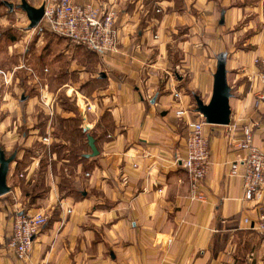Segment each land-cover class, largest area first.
<instances>
[{
    "label": "crops",
    "instance_id": "0c3cea01",
    "mask_svg": "<svg viewBox=\"0 0 264 264\" xmlns=\"http://www.w3.org/2000/svg\"><path fill=\"white\" fill-rule=\"evenodd\" d=\"M73 1L93 7L115 4L117 52H88L99 66L90 71L81 67L82 85L57 82L52 103L46 86H32L36 95L21 101V125L29 128L31 110L41 103L47 131L38 137L29 129L19 143L27 150L32 140L51 138L56 120L73 121L74 113L59 104L62 91L74 102L85 123L78 129L94 139L98 154L85 158L91 153L86 144L89 152L83 151L64 174L58 170L70 160L57 161L56 174L49 178L45 173L46 193L29 202L37 159L26 161L25 150H13L19 162L11 163L10 192L0 197V264H264V236L243 222L258 218L264 188L260 199L246 201L241 179L228 175L230 164L245 156L237 147L245 128L264 151V101L258 100L264 29L246 38L247 48L230 44L237 40V34H230L246 4L182 0L175 10L172 0ZM223 52L232 95L230 123L204 121L210 166L202 184L205 198L197 200L191 198L180 159L187 125L201 120L194 97L209 103L215 57ZM179 109L186 115L176 117ZM6 121L14 122L8 115ZM2 131L0 149L8 152L15 138L12 131ZM55 136L53 141H61ZM64 177L69 185L60 182ZM21 211L46 217L25 263L6 247L14 214Z\"/></svg>",
    "mask_w": 264,
    "mask_h": 264
},
{
    "label": "rangeland",
    "instance_id": "374dc122",
    "mask_svg": "<svg viewBox=\"0 0 264 264\" xmlns=\"http://www.w3.org/2000/svg\"><path fill=\"white\" fill-rule=\"evenodd\" d=\"M42 1L26 0L29 5L35 8L40 7ZM172 1L175 4L174 9L179 10L182 0ZM4 2L17 6L20 4V0H0V128L3 130L2 133L5 130L12 131V137L13 139L15 138V141L9 147V151L5 152L6 157L10 156L13 150L17 151V154L21 150H25L24 160L37 159V169L34 172L35 184L29 193L31 199L28 200L29 202H34L35 199L42 197L47 191V187L44 184L45 173H47L49 178H52L57 172V161L69 159L70 162L62 163L65 166L64 169L58 170L62 174L68 173L69 168L67 166H75L80 154L83 151H88L86 146L87 139L86 134H83L78 129L79 125L83 126L85 123L78 117L73 105L74 102L66 98L61 91L58 93L59 104L62 109L74 113L73 121L64 124L56 120L55 131L49 134L51 135L50 140H32L26 150V147L19 143L20 134H27L30 129L35 131L34 135L42 137L46 135L45 131L47 130L43 120L44 111L41 109V103L34 106V109L31 110L33 119L28 125L29 128L26 129V125H21L20 118H22L23 113L21 96L23 95L26 100V95H36L34 89L33 92L30 91L32 86H39L41 90L42 85H44L50 94L47 99L52 103L54 100L52 95H55L58 88L57 82L61 85L69 80L70 83L76 82V84L80 83L82 85L78 71L81 67L86 69V71H90L93 67L99 66V61L95 60L94 55L82 48L55 37L44 29L42 25L28 30L29 22L25 14L17 9L10 13L4 6ZM239 2H236L237 6L241 4ZM243 3L246 4L248 9L245 10L244 17L234 26L230 34H237V40H230V44L236 49L247 48L244 45L246 38L264 29V0H243ZM218 38H221V36L218 35ZM82 87H84V84ZM68 94H71V92L68 91ZM6 115L10 116L14 122L6 121L4 123L3 120ZM53 136L59 137L61 141H53ZM81 146H84V149ZM1 147L2 144L0 143ZM65 151H69V153L67 154ZM24 160L22 163H24ZM14 161L19 162V159L15 158ZM60 182L68 184L65 177ZM19 209L20 207L17 210Z\"/></svg>",
    "mask_w": 264,
    "mask_h": 264
},
{
    "label": "built area",
    "instance_id": "2783aa9c",
    "mask_svg": "<svg viewBox=\"0 0 264 264\" xmlns=\"http://www.w3.org/2000/svg\"><path fill=\"white\" fill-rule=\"evenodd\" d=\"M42 4L44 13L39 25L52 35L92 54L117 52L119 41L114 3L93 7L79 5L73 0H43ZM260 82L258 100L264 101V70L260 75ZM174 97L179 98V94H174ZM186 113V110L179 109L175 115L180 118ZM187 126L189 131L180 166L187 175L191 198L203 200L205 195L202 184L210 166L208 139L202 130L204 119L201 117L200 121L191 122ZM243 136L237 147L245 152V156L230 164L228 175L241 179L243 198L246 201L258 200L264 188V151L254 145L250 128L243 130ZM243 222L250 230L264 236V204L258 218H245ZM45 224L46 217L41 213L28 214L21 211L14 214L6 247L18 262L25 263L29 260L35 237Z\"/></svg>",
    "mask_w": 264,
    "mask_h": 264
},
{
    "label": "water",
    "instance_id": "95a60500",
    "mask_svg": "<svg viewBox=\"0 0 264 264\" xmlns=\"http://www.w3.org/2000/svg\"><path fill=\"white\" fill-rule=\"evenodd\" d=\"M4 6L8 8L9 12H13L14 9H20L26 16L29 24L27 29H35L39 26L43 13V4L35 8L29 5L26 0H20V4L14 6L12 3L4 2ZM220 24H223L221 19ZM216 68L213 74V89L210 101L207 105L203 104L201 99L197 96L194 97L196 112L201 115L205 123L208 125H228L230 123L231 110L229 107V100L232 97L231 89L227 85L226 80V53H219L216 57ZM25 97H21V101H24ZM87 145L91 151L90 154L84 155L85 158L96 157L98 152L94 144V139L90 136H86ZM16 154L13 153L6 157L5 152L0 149V197L7 195L10 192V187L7 185V176L11 163L15 160Z\"/></svg>",
    "mask_w": 264,
    "mask_h": 264
},
{
    "label": "trees",
    "instance_id": "16d2710c",
    "mask_svg": "<svg viewBox=\"0 0 264 264\" xmlns=\"http://www.w3.org/2000/svg\"><path fill=\"white\" fill-rule=\"evenodd\" d=\"M1 5H3V4L1 3ZM7 9H8V8H7ZM17 10H20V9L17 8ZM8 11H9V10H8ZM11 13H12V12H11ZM5 155H6V154H5Z\"/></svg>",
    "mask_w": 264,
    "mask_h": 264
}]
</instances>
